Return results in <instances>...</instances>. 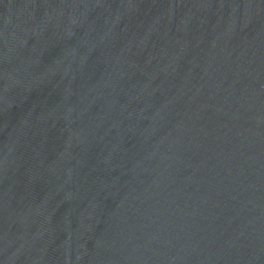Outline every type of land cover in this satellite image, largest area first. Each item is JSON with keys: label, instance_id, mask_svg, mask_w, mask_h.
Returning a JSON list of instances; mask_svg holds the SVG:
<instances>
[{"label": "water", "instance_id": "95a60500", "mask_svg": "<svg viewBox=\"0 0 264 264\" xmlns=\"http://www.w3.org/2000/svg\"><path fill=\"white\" fill-rule=\"evenodd\" d=\"M0 264H264V0H0Z\"/></svg>", "mask_w": 264, "mask_h": 264}]
</instances>
